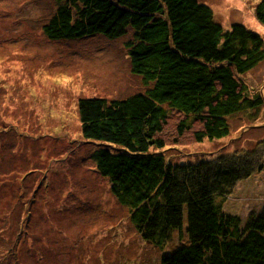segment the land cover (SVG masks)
I'll return each mask as SVG.
<instances>
[{"label":"trees","instance_id":"1","mask_svg":"<svg viewBox=\"0 0 264 264\" xmlns=\"http://www.w3.org/2000/svg\"><path fill=\"white\" fill-rule=\"evenodd\" d=\"M55 1L49 38H126L131 70L145 88L81 97V132L94 143L92 167L129 207L140 236L162 249L161 264H264V211L244 220L224 208L236 183L255 171L248 160L174 163L164 152L189 133L199 141L224 137L228 116L264 103L240 79L264 59L263 36L239 22L225 26L203 0ZM255 15L264 25V0ZM176 232L186 241L177 235L173 244Z\"/></svg>","mask_w":264,"mask_h":264},{"label":"rangeland","instance_id":"2","mask_svg":"<svg viewBox=\"0 0 264 264\" xmlns=\"http://www.w3.org/2000/svg\"><path fill=\"white\" fill-rule=\"evenodd\" d=\"M203 1L225 26L239 22L264 38L260 0ZM56 7L55 0H0V264H161L162 249L140 236L129 207L92 167L94 143L81 132V97L145 88L131 70L126 38L51 39L45 24ZM240 79L249 96L264 97V59ZM228 121L224 137L199 141L189 133L164 152L174 163L247 159L255 171L224 203L246 220L264 211V103ZM174 127L167 126L170 144ZM174 234L173 244L177 235L186 241Z\"/></svg>","mask_w":264,"mask_h":264},{"label":"flooded vegetation","instance_id":"3","mask_svg":"<svg viewBox=\"0 0 264 264\" xmlns=\"http://www.w3.org/2000/svg\"><path fill=\"white\" fill-rule=\"evenodd\" d=\"M260 168H263V166H262V165H260Z\"/></svg>","mask_w":264,"mask_h":264}]
</instances>
